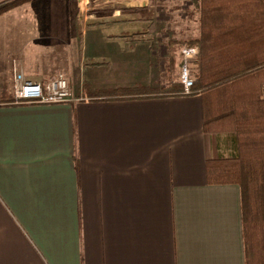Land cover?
I'll list each match as a JSON object with an SVG mask.
<instances>
[{"label":"crops","instance_id":"0c3cea01","mask_svg":"<svg viewBox=\"0 0 264 264\" xmlns=\"http://www.w3.org/2000/svg\"><path fill=\"white\" fill-rule=\"evenodd\" d=\"M64 32L19 62L42 83L66 48L83 100L11 102L13 65L0 56V264H245L240 187L207 182V161L236 156L237 136L204 132L201 95L160 92L169 80L145 68L135 31Z\"/></svg>","mask_w":264,"mask_h":264},{"label":"trees","instance_id":"16d2710c","mask_svg":"<svg viewBox=\"0 0 264 264\" xmlns=\"http://www.w3.org/2000/svg\"><path fill=\"white\" fill-rule=\"evenodd\" d=\"M29 1L0 0V14ZM199 22V37L169 43L160 92L183 95L170 71L179 49L197 48L191 94L202 97L203 130L238 140L236 156L207 161V182L240 187L245 264H264V0H200Z\"/></svg>","mask_w":264,"mask_h":264},{"label":"rangeland","instance_id":"374dc122","mask_svg":"<svg viewBox=\"0 0 264 264\" xmlns=\"http://www.w3.org/2000/svg\"><path fill=\"white\" fill-rule=\"evenodd\" d=\"M113 1L124 2V0H90V3L82 4L81 0H31L11 7L0 14V56L4 58L6 55L13 66L16 63L23 71L19 62L22 61L20 58L23 51L36 48H40L41 52L51 50L46 41L49 40L50 37L48 36L52 32L64 30L62 36L66 40L65 36H68L67 33L71 31H94L105 28L131 30L135 31V34L132 35L131 33L127 37V41H135L138 38L140 39L137 45L139 49L145 50L149 47L150 59L146 61V67L144 65L143 67L151 70L155 67L153 70L156 71L157 76L166 83L171 56L168 45L173 41L192 39L200 33V31L197 32L199 25H195L194 20L199 18L200 0H152V5L149 8L139 10L126 9V6L124 8L121 5L112 4ZM116 8L124 10L123 18L114 17V9ZM57 49H60L59 53ZM57 49L54 48L53 54L50 56L52 68L49 71L52 70L51 72L54 74L48 72L47 74L51 76L45 77L41 81L47 83L62 75L67 79L73 92L70 79L72 83L79 82L80 79H83V72L76 63L75 66L74 63L72 64V54L65 55L66 48L65 50L63 48ZM181 53L182 49H179L176 53L175 69L173 67L170 71L172 76L179 79V82L184 60ZM39 55L43 56L42 53ZM58 55L62 57L60 60ZM75 56L77 57V55ZM194 59L189 61L191 72L194 69L192 64ZM94 60V58L88 60L87 64L90 62L94 64ZM76 62L78 63V61ZM25 63L26 67L33 73H40L38 68L33 67L28 59L25 60ZM73 94L75 97L78 96L77 93L73 92Z\"/></svg>","mask_w":264,"mask_h":264},{"label":"built area","instance_id":"2783aa9c","mask_svg":"<svg viewBox=\"0 0 264 264\" xmlns=\"http://www.w3.org/2000/svg\"><path fill=\"white\" fill-rule=\"evenodd\" d=\"M198 49H182L183 65L181 66L180 82L183 85V95L191 94L196 83L192 75L190 60L194 59ZM12 92L15 104H63L83 100V96L75 97L68 81L64 76H59L47 83L27 79L24 72L15 63L13 66Z\"/></svg>","mask_w":264,"mask_h":264},{"label":"bare ground","instance_id":"6f19581e","mask_svg":"<svg viewBox=\"0 0 264 264\" xmlns=\"http://www.w3.org/2000/svg\"><path fill=\"white\" fill-rule=\"evenodd\" d=\"M87 0H81V3L82 4H85Z\"/></svg>","mask_w":264,"mask_h":264}]
</instances>
